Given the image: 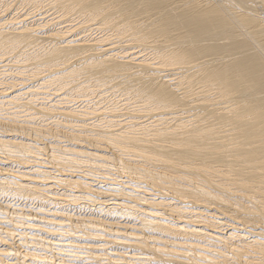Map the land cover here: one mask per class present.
Here are the masks:
<instances>
[{
  "label": "bare ground",
  "instance_id": "bare-ground-1",
  "mask_svg": "<svg viewBox=\"0 0 264 264\" xmlns=\"http://www.w3.org/2000/svg\"><path fill=\"white\" fill-rule=\"evenodd\" d=\"M0 264H264V0H0Z\"/></svg>",
  "mask_w": 264,
  "mask_h": 264
}]
</instances>
